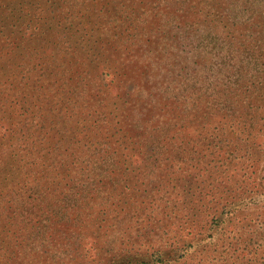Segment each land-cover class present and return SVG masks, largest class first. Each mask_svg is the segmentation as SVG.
<instances>
[{
  "label": "trees",
  "instance_id": "1",
  "mask_svg": "<svg viewBox=\"0 0 264 264\" xmlns=\"http://www.w3.org/2000/svg\"><path fill=\"white\" fill-rule=\"evenodd\" d=\"M80 6L92 25L94 52L84 66L69 41L50 48L55 28L73 23ZM177 45L191 53L196 74L184 79L193 99L186 104L189 123L199 131L190 139L204 140L209 124L234 134L224 140H238L240 155L255 167L248 177L257 170L260 180L228 204L232 210L188 215L171 224L169 238L157 227L145 249L118 248L104 261L91 244L113 238L116 227L105 223L130 213L114 207L112 196L143 158L147 123L161 116L170 126L179 114L166 102V81L152 84L162 92L156 111L129 85L156 68L158 50L170 58L165 50L176 56ZM205 47L211 56L193 58ZM215 58L219 76L208 81L202 73ZM186 63L180 69L190 72ZM263 131L264 0H0V264H39L34 258L41 256L57 258L54 264H264V212L256 208L264 199ZM215 146L224 161L235 159L236 144L228 157ZM103 199L106 208L90 205ZM15 214L31 229L22 250L20 227L10 220ZM209 216L215 224L207 227L202 221Z\"/></svg>",
  "mask_w": 264,
  "mask_h": 264
},
{
  "label": "rangeland",
  "instance_id": "2",
  "mask_svg": "<svg viewBox=\"0 0 264 264\" xmlns=\"http://www.w3.org/2000/svg\"><path fill=\"white\" fill-rule=\"evenodd\" d=\"M83 9L80 6L78 11L80 15L74 17L73 23L69 19L67 23H61L60 28H55L57 41L50 48L65 47L67 46L65 43L69 41L71 44L69 47H77L79 50L84 66V64L88 65V56L90 58L94 57V52L92 51L93 48L88 47L91 42L89 37L92 25L88 23V19L82 16ZM25 12V9L22 10V13ZM61 21L64 20L61 19ZM192 36L198 39L199 35L192 34ZM87 37L89 43L85 40ZM175 51L177 52L176 56H173L170 55L172 51L166 49V54L170 56V58H166L158 50L159 57L154 59L152 63L156 68L149 67L150 71L147 76L144 77L142 74H137L134 79L135 83L128 84L130 86L129 93L135 97L138 95L139 98L151 102L154 111H156L160 105L159 100L162 92L155 88L156 83L152 84L154 80L161 82V84L166 81V87L169 90L163 94L165 96L167 94L166 102L168 104L174 102L177 106L175 110L179 114L175 116L178 119L177 126L180 128L172 126L176 119L168 126L167 120L159 118L161 116H156L147 123L146 135L149 134V140L144 149H142L143 158L138 157L139 163L131 166L129 174L126 175V181L124 179L121 180L120 185L114 190L115 195L112 196L115 198V203H112L114 207L118 206L120 209L130 213L126 216L121 215L122 219L109 220V222L105 223L107 229L111 226L116 227L115 229L118 233L113 238L102 242V236H99L95 239L93 238L95 241L91 244L94 250L103 257L104 261L110 252H114L118 248H127L129 249L128 251H131L130 249L134 250L136 247L137 249H145L150 245L149 241L153 238L151 234L155 232L157 227L161 226L160 232L162 236L169 238L175 236L171 224L176 223L179 225L184 223L188 215L195 217L202 210L210 212L232 210L233 207H228V204L235 202L239 198L240 192L244 190L245 186H251L252 182L260 180L259 177L256 178L257 170L253 172L250 178L248 177L247 172L254 170L255 167H250L252 162L246 159L247 156L240 155L238 140H224L225 137H235L234 134H228L227 130L222 127L217 128L209 124L203 130L206 136L204 140L196 142L190 139L189 135H194L199 131L195 129L196 125L189 123L191 122V116L189 115V105L186 104H189L188 102L193 101V99H189L190 89L186 91L184 79H186V82H191L196 74L190 70L193 68V66L189 65L192 62L191 53L186 55V52H181L178 45ZM211 51L205 47L201 53L194 55L193 58L198 56V59H200L202 54L211 56ZM152 52L154 51L150 53L152 54ZM212 57L214 56L212 55ZM179 58H181V62ZM145 60L138 62L134 66L135 72ZM217 60L219 59H213L208 69L203 70L202 75L208 81L218 79V64L214 63ZM185 63L186 67H189L190 72H184L180 69L182 64ZM194 70L197 71V68ZM156 71L160 73V76L154 77V72ZM140 87H143L141 94L137 90ZM149 88L152 89V92L148 95ZM177 88L181 90L176 91ZM125 97L128 99L130 96ZM131 97L134 98L133 96ZM165 108L170 111L171 105ZM153 127L157 128L150 133V129ZM234 144H236L237 155L233 160L227 158L224 161L223 155H216L217 152L213 148L215 145L217 148L221 146L220 150H223L228 157L230 149L234 150ZM26 190L27 188L23 191L24 193L22 192L24 195ZM259 192L264 194V179ZM114 198H110V200ZM193 198L195 202H190ZM16 199L17 201L14 202V205L20 202L18 196ZM29 201H32V199L29 198ZM41 201L45 203L46 199ZM105 201L106 199L99 200L90 203V205L96 208H106L108 202ZM103 202L104 205L102 204ZM224 204L227 205L222 209ZM256 208L264 212V199L256 204ZM21 218V214H15L10 220H12L13 224L20 227L18 229L20 236L16 238V241L21 244L20 249L22 250L23 245H28V233H31V229L30 225L22 221ZM214 220L216 222V219ZM116 224L119 225L116 226ZM202 224L208 227L210 224L214 225L215 223L209 216L202 221ZM220 226H222V223H220ZM45 253L49 255L48 252ZM33 255L32 253L27 254L29 257ZM34 260L38 263L41 262L39 264H54V262L58 261L57 258H49L47 256L34 258Z\"/></svg>",
  "mask_w": 264,
  "mask_h": 264
}]
</instances>
